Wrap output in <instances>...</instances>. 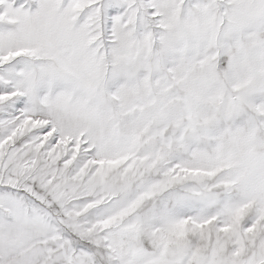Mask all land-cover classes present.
Segmentation results:
<instances>
[{
  "label": "snow or ice",
  "instance_id": "obj_1",
  "mask_svg": "<svg viewBox=\"0 0 264 264\" xmlns=\"http://www.w3.org/2000/svg\"><path fill=\"white\" fill-rule=\"evenodd\" d=\"M0 264H264V0H0Z\"/></svg>",
  "mask_w": 264,
  "mask_h": 264
}]
</instances>
